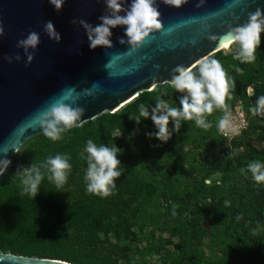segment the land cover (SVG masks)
I'll use <instances>...</instances> for the list:
<instances>
[{"label":"trees","instance_id":"trees-1","mask_svg":"<svg viewBox=\"0 0 264 264\" xmlns=\"http://www.w3.org/2000/svg\"><path fill=\"white\" fill-rule=\"evenodd\" d=\"M211 57L222 64L233 82V98L226 100L229 110L240 101L248 117L247 129L229 146L222 147L224 141L216 124L223 111L216 110L207 116L210 128L186 121L166 144L157 140L154 147L156 139L147 136L155 132L152 121L141 119L136 124L130 116L136 114L141 103L151 110L157 96L178 107L181 94L168 84L140 94L113 114H102L72 128L62 141L53 143L37 135L22 145L0 176V251L72 264H150L154 258L157 264H264V184H255L247 171L250 162H264V120L249 111L257 97L264 95V34L252 64H240L232 52L224 54L223 50ZM234 65L242 72H237ZM249 88L251 95L247 93ZM135 131L140 140L147 141L141 144L143 152L146 145L158 150L168 148L175 156L191 142L200 148L201 159L192 157L199 163L190 167L194 178L188 179L189 192L181 194L177 189L184 171L165 170L158 180L151 177L150 181L136 173L132 162ZM88 139L97 145L114 143L121 149L118 159L122 175L113 194L106 198L85 191L83 149ZM57 153L71 157L67 183L57 192L45 179L34 200L22 196L21 170ZM174 173L179 177H173ZM154 199L165 202L168 210L158 213L144 238L138 240L134 231L138 214ZM172 201L178 202L175 209L169 206ZM225 201H229L228 206ZM186 210L191 216L182 219ZM206 222L209 229L204 228ZM139 227L142 230L143 225ZM204 238L209 239L208 257L202 249ZM137 241L142 245L137 249L140 257L132 260L127 252Z\"/></svg>","mask_w":264,"mask_h":264},{"label":"water","instance_id":"water-1","mask_svg":"<svg viewBox=\"0 0 264 264\" xmlns=\"http://www.w3.org/2000/svg\"><path fill=\"white\" fill-rule=\"evenodd\" d=\"M157 6L161 29L135 53L125 55L128 46L120 43L126 39L122 28L112 29L111 48L91 50L78 23L81 19L99 23L98 18L106 14L104 0H65L59 13L49 0H0V24L5 30L0 37V159L11 160L24 143L42 134L39 114L67 89L80 94L77 103L85 110L76 127L113 114L140 94L167 84L176 66H195L231 45L229 29L245 23L257 8L264 10V0H187L181 8L159 2ZM49 20L60 33L59 42L43 32ZM30 31L40 34V44L25 67L27 57L16 44ZM16 55L21 57L18 62L9 64L4 59ZM110 60L114 63L106 67ZM94 85L99 89L96 96H84L83 90ZM0 264L72 263L0 251Z\"/></svg>","mask_w":264,"mask_h":264},{"label":"clouds","instance_id":"clouds-1","mask_svg":"<svg viewBox=\"0 0 264 264\" xmlns=\"http://www.w3.org/2000/svg\"><path fill=\"white\" fill-rule=\"evenodd\" d=\"M158 2L169 7L181 8L187 0H130V2L104 0L106 14L98 18L99 23L93 25L83 19L78 21L85 29L89 48L91 50L98 47L111 48L112 29L120 27L126 37V39L121 38L120 43L128 46V53L125 55L135 53L151 34L162 27ZM64 3L65 0H49V4L57 13L62 10ZM43 32L50 40L59 42L61 39L60 33L55 30L50 20L43 24ZM4 34V27L0 24V37ZM262 34H264V10L257 8L248 14L245 23L231 27L226 34L234 45L233 59L240 64L254 63L256 51L261 46ZM209 39L217 38L209 37ZM39 44L40 34L36 31H30L25 38L17 41L16 47L23 49L27 57L25 67L31 64ZM4 59L11 64L13 60L20 61L21 57L5 56ZM113 63L114 61L110 60L106 67H111ZM234 67L237 72H242L239 67L235 65ZM232 83L222 64L215 58H202L195 66L178 65L172 69L171 79L167 84L175 93L181 94L179 106H171L168 101L157 96L155 107L149 110V107L141 103L136 114L130 116V119H134L136 124H139L141 119H150L155 132L148 133V138H155L161 144H166L174 133L180 132L182 123L192 121L195 126L208 129L211 124L207 122V116L216 110H222L223 115L216 127L218 132L227 133L233 130L232 113L226 104V100L233 98L230 94ZM98 91L97 85H94L92 89L83 90V95L94 98ZM69 98L71 103L67 102ZM79 98L80 94L74 89H67L59 101L39 114L37 124L47 140L53 143L62 141L65 133L82 122L85 110L78 105ZM249 111L253 117L264 120V95L257 97L255 105ZM170 122L171 128H169ZM83 151L85 153L83 161L86 164L83 177L86 194L100 198L112 195L116 188V180L122 175L121 161L118 159L121 149L114 143L97 145L92 139H88ZM70 160L68 154L57 153L23 168L22 179L19 182L20 194L34 200L39 195L41 184L45 179L59 192V189L67 183L72 168ZM10 165L11 160L0 159V176L6 173ZM247 171L251 173V179L255 184H264V162H250ZM209 203L211 204V201ZM228 204L229 201H225V206Z\"/></svg>","mask_w":264,"mask_h":264},{"label":"rangeland","instance_id":"rangeland-1","mask_svg":"<svg viewBox=\"0 0 264 264\" xmlns=\"http://www.w3.org/2000/svg\"><path fill=\"white\" fill-rule=\"evenodd\" d=\"M234 45H230L229 48L224 49L223 53H231ZM251 89V88H249ZM249 89L247 90V93L249 95L252 94V89L251 92H249ZM216 119V118H215ZM117 137H122L121 134L117 133ZM133 138L134 142H136L135 147V153L132 158L133 162V167L136 171L137 174L144 175L146 177L147 181H150V178L153 177L155 180H158L160 177V174L162 172L172 170L173 168L176 169L177 171H184L182 173V176L179 177L177 173L172 174L173 177H179L180 179V186H177V189L179 193H187L189 192L190 184L188 179L194 178L193 173H191V166L192 165H198L199 162L193 161L192 157L196 156L197 160L201 159L200 155V148L196 147L193 142L187 144L178 154V156H175L171 153H169L168 148H165L164 150H158L155 149L154 147L157 145V140L155 141L154 147L149 148V145H146L145 152L140 149L142 146L141 144L145 145L147 141H142L138 137L136 131L133 132ZM229 146L228 143H224L222 147L224 146ZM221 147V148H222ZM147 165V166H146ZM145 166V167H144ZM187 176L185 177V175ZM200 177V176H198ZM214 178H218V175L215 174ZM211 180V179H210ZM210 180H206V183L209 184ZM172 209H175L178 206V202H170V205ZM170 208V209H171ZM166 210H168V207H166L165 202L159 201L158 199H154L153 203L148 205L146 208H144L143 213L138 214V224L135 227L134 231L136 235L138 236V240H141L144 238V235L147 233V231L150 229L151 221L153 218L158 217V213H163ZM190 215L189 211L186 210L184 214L181 216L182 219L188 218ZM143 225L142 230L140 229V225ZM205 229L210 228V223L206 222L204 224ZM202 249L204 250L205 255L208 257L211 254V250L209 249V239L204 238L202 242ZM142 245L140 243L134 242L130 245V248L128 250V255L132 260H138L139 259V253L137 249H140ZM150 264H157L155 258L153 260H149ZM159 264V263H158Z\"/></svg>","mask_w":264,"mask_h":264},{"label":"built area","instance_id":"built-area-1","mask_svg":"<svg viewBox=\"0 0 264 264\" xmlns=\"http://www.w3.org/2000/svg\"><path fill=\"white\" fill-rule=\"evenodd\" d=\"M231 113L233 130L228 131L227 133H220V136L223 139L224 143L226 142L229 145L235 137L239 136L248 127V117L240 101H237L233 105Z\"/></svg>","mask_w":264,"mask_h":264},{"label":"bare ground","instance_id":"bare-ground-1","mask_svg":"<svg viewBox=\"0 0 264 264\" xmlns=\"http://www.w3.org/2000/svg\"><path fill=\"white\" fill-rule=\"evenodd\" d=\"M229 46H230V45L226 44V45L224 46V49L229 48Z\"/></svg>","mask_w":264,"mask_h":264}]
</instances>
